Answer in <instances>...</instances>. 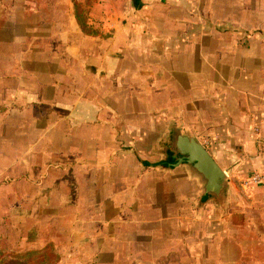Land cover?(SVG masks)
Here are the masks:
<instances>
[{
    "label": "crops",
    "instance_id": "crops-1",
    "mask_svg": "<svg viewBox=\"0 0 264 264\" xmlns=\"http://www.w3.org/2000/svg\"><path fill=\"white\" fill-rule=\"evenodd\" d=\"M69 1L60 25L0 0L3 174L51 149L83 176L98 264H264V0ZM186 134L227 174L224 206L170 169Z\"/></svg>",
    "mask_w": 264,
    "mask_h": 264
},
{
    "label": "rangeland",
    "instance_id": "rangeland-1",
    "mask_svg": "<svg viewBox=\"0 0 264 264\" xmlns=\"http://www.w3.org/2000/svg\"><path fill=\"white\" fill-rule=\"evenodd\" d=\"M44 3L48 8L43 10L42 17L50 20L55 11L60 25L72 11L69 0H45ZM51 5L57 8L51 9ZM30 6L34 7V3ZM48 121H43L42 125L46 126ZM4 155L1 149L0 261L4 258L11 261V255L41 251L49 246L50 251L58 256L53 264H98V218L92 216V211L86 207L90 203V185L84 183L83 176L70 180L66 170L51 163V149L42 163L38 155L35 159L32 153L26 157L8 153L12 159L23 158L20 162L11 161L14 168H20L23 173L19 176H16L18 172L3 174ZM26 165L32 168L42 166V170L37 169L36 176V172L30 169L27 179H21L19 177L27 170ZM41 174L40 182H36L33 178ZM189 190L188 200L192 193Z\"/></svg>",
    "mask_w": 264,
    "mask_h": 264
},
{
    "label": "water",
    "instance_id": "water-1",
    "mask_svg": "<svg viewBox=\"0 0 264 264\" xmlns=\"http://www.w3.org/2000/svg\"><path fill=\"white\" fill-rule=\"evenodd\" d=\"M174 159L177 163L170 169L180 165H187L193 176L203 184L204 196L224 206L229 191L228 176L218 166L210 152L198 139L188 134L174 137L172 141Z\"/></svg>",
    "mask_w": 264,
    "mask_h": 264
},
{
    "label": "trees",
    "instance_id": "trees-1",
    "mask_svg": "<svg viewBox=\"0 0 264 264\" xmlns=\"http://www.w3.org/2000/svg\"><path fill=\"white\" fill-rule=\"evenodd\" d=\"M11 261L8 258H4L0 261V264H53L58 256L50 251V247L47 246L41 251H28L22 255H11ZM17 260L16 262H13Z\"/></svg>",
    "mask_w": 264,
    "mask_h": 264
},
{
    "label": "built area",
    "instance_id": "built-area-1",
    "mask_svg": "<svg viewBox=\"0 0 264 264\" xmlns=\"http://www.w3.org/2000/svg\"><path fill=\"white\" fill-rule=\"evenodd\" d=\"M209 144V141H205V145ZM250 183L254 185L264 186V165L260 172H256L251 178Z\"/></svg>",
    "mask_w": 264,
    "mask_h": 264
}]
</instances>
